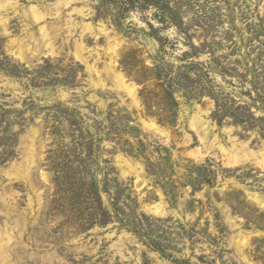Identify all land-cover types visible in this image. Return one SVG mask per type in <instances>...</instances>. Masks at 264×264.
<instances>
[{
  "label": "rangeland",
  "instance_id": "1",
  "mask_svg": "<svg viewBox=\"0 0 264 264\" xmlns=\"http://www.w3.org/2000/svg\"><path fill=\"white\" fill-rule=\"evenodd\" d=\"M64 1L0 7L14 264H264V0Z\"/></svg>",
  "mask_w": 264,
  "mask_h": 264
},
{
  "label": "bare ground",
  "instance_id": "2",
  "mask_svg": "<svg viewBox=\"0 0 264 264\" xmlns=\"http://www.w3.org/2000/svg\"><path fill=\"white\" fill-rule=\"evenodd\" d=\"M13 2V1H12ZM11 0H0V7L4 8L7 4L12 3ZM63 3L68 4L69 0H65ZM8 7V6H7ZM77 11H81V9H74ZM72 11V10H71ZM21 12V11H20ZM24 15L27 16L30 14V16L34 19V21H43L45 20V17L47 16V13H44L43 11H41L39 8H37L36 6L32 5L29 8V12L27 11H23ZM60 12V11H59ZM59 15V14H58ZM3 19V18H2ZM68 20V19H67ZM72 20V19H71ZM4 21V20H2ZM2 24V23H1ZM27 27V26H26ZM64 27V26H63ZM67 27V26H66ZM84 29H91V25L89 23L85 24ZM38 30H40V35L42 38V41L44 42L45 46L47 49L51 50L53 48V43H52V36L46 26V24L41 25ZM58 31V30H57ZM61 33V32H60ZM11 43V42H10ZM75 43V42H74ZM107 47V51L109 50L110 52H114L115 51V47H116V43L107 41L106 43ZM84 45L82 44V42H76L75 45V55L77 58L81 59V52L84 50ZM28 49V48H27ZM39 51V50H38ZM19 55H21V51L18 52ZM105 68L107 69L108 73L112 76L113 80L115 81V84L121 88V89H125L127 91V93L133 98L135 99V90L133 87V84L131 83H127L125 81V78L123 77V75L119 72H117L114 68V62L112 60H109L108 63L106 64ZM90 70V69H89ZM97 70V69H96ZM105 70V69H104ZM93 71V69H92ZM95 71V70H94ZM93 71V72H94ZM106 71V72H107ZM98 77V76H97ZM101 83V81H100ZM204 120L196 115L193 116L192 120H191V127L195 128V130L198 132H202L204 135L206 133V129L203 125ZM147 125V124H146ZM148 126L152 129L155 130H160L159 127L157 125L154 124V122H150L148 123ZM159 133V132H158ZM162 134V133H161ZM201 134V133H200ZM215 136V135H214ZM205 137V136H204ZM204 137H200L202 140H204ZM216 137V136H215ZM214 137V138H215ZM230 141L232 142L230 146L231 150L235 149V139H230ZM214 146V143L211 142L210 144V148H212ZM220 149L223 151V153L228 154L229 152L226 151V148L222 145H219ZM244 145H241V148H237L235 149V153L233 155V158H237L239 156L238 152L243 151L244 149ZM196 149V148H195ZM228 149V148H227ZM197 150V149H196ZM208 150V149H207ZM193 151V150H192ZM194 152V151H193ZM207 152V151H206ZM248 152H250V154H253V152L251 150H249ZM246 152V155H249V153ZM222 153V154H223ZM230 155V153H229ZM244 156V155H243ZM228 159V157H227ZM264 160V159H262ZM126 164V162L124 163ZM19 170V168L17 169V171ZM144 181V180H143ZM143 183V182H142ZM5 202V198L3 199V203ZM262 204V203H261ZM144 206V205H143ZM5 209H7L4 206ZM143 208V207H142ZM150 211H153L154 213H157L159 210V205H153L151 207L148 208ZM4 214L6 213V210H3ZM147 212V211H146ZM165 212V211H164ZM236 217V216H235ZM3 227L0 228V264H14L13 256L14 252H12V249L15 248V238L16 235L20 236L22 234V228L21 227V222L18 219V217H12L10 215H8V213L5 215V221L3 223ZM234 225V224H233ZM238 225V224H237ZM2 226V225H1ZM233 227V226H232ZM231 227V228H232ZM16 231V235L14 234ZM40 232V231H39ZM128 235V234H127ZM244 243V241H243ZM245 244V243H244ZM121 248V247H120ZM45 254V253H44ZM23 255V254H21ZM11 256V257H10ZM19 257V256H17ZM50 257V256H49ZM58 258V257H57ZM16 262V261H15ZM18 262V261H17ZM35 262V261H34ZM21 263V262H20ZM36 263V262H35Z\"/></svg>",
  "mask_w": 264,
  "mask_h": 264
}]
</instances>
